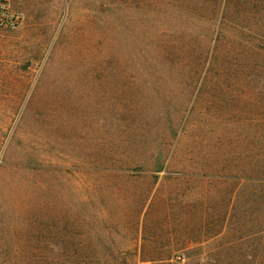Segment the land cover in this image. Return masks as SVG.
Returning <instances> with one entry per match:
<instances>
[{"label":"rangeland","instance_id":"374dc122","mask_svg":"<svg viewBox=\"0 0 264 264\" xmlns=\"http://www.w3.org/2000/svg\"><path fill=\"white\" fill-rule=\"evenodd\" d=\"M11 1L0 246L264 264V0Z\"/></svg>","mask_w":264,"mask_h":264},{"label":"trees","instance_id":"16d2710c","mask_svg":"<svg viewBox=\"0 0 264 264\" xmlns=\"http://www.w3.org/2000/svg\"><path fill=\"white\" fill-rule=\"evenodd\" d=\"M49 248L42 246L40 248L28 246H0V264H55L48 257ZM57 264H66L61 260ZM80 264H98V263H80Z\"/></svg>","mask_w":264,"mask_h":264},{"label":"built area","instance_id":"2783aa9c","mask_svg":"<svg viewBox=\"0 0 264 264\" xmlns=\"http://www.w3.org/2000/svg\"><path fill=\"white\" fill-rule=\"evenodd\" d=\"M24 13L11 0H0V29L16 30L23 25Z\"/></svg>","mask_w":264,"mask_h":264}]
</instances>
